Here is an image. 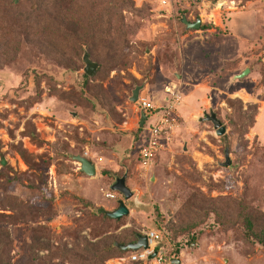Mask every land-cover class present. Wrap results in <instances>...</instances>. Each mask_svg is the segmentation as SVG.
I'll return each instance as SVG.
<instances>
[{
	"label": "rangeland",
	"instance_id": "374dc122",
	"mask_svg": "<svg viewBox=\"0 0 264 264\" xmlns=\"http://www.w3.org/2000/svg\"><path fill=\"white\" fill-rule=\"evenodd\" d=\"M86 1L92 7L97 2ZM131 1L150 14L122 10L125 22L141 30L130 33L121 59L108 72L91 74L89 84L83 53H71L72 63L68 56L49 58L28 28L29 13L21 16L28 31L12 41L0 63V203L6 206L0 205V237L12 247L0 257L6 253L9 264H73L77 258L67 252L83 250L88 240L118 245L115 239L131 228L160 235L165 260L147 264H172L174 258L181 264H264L263 244L246 238L239 224L224 228L214 216L224 212L234 219L243 204L264 211V0ZM181 13L200 17L205 26L186 28ZM86 35L81 31L80 40ZM92 40L100 41L97 35ZM96 47L106 49L104 42ZM182 74L204 75L210 83L204 109L211 108L226 131L217 135L200 108L189 117L175 106L170 140L143 168L137 159L156 113L139 127L133 88L144 83L140 94L153 103L170 97L167 86L182 97ZM76 154L97 163V175L83 172ZM124 172L134 193L125 198L116 191L117 198H108ZM13 197L26 206V215ZM120 198L130 213L117 221L105 218L102 208L114 210ZM186 221L195 223L189 234L168 228ZM42 226L61 255L33 245ZM130 252L107 261L131 264Z\"/></svg>",
	"mask_w": 264,
	"mask_h": 264
},
{
	"label": "trees",
	"instance_id": "16d2710c",
	"mask_svg": "<svg viewBox=\"0 0 264 264\" xmlns=\"http://www.w3.org/2000/svg\"><path fill=\"white\" fill-rule=\"evenodd\" d=\"M96 1L97 2L94 3L95 5L92 7L86 0H0V42L2 41L0 43V63L6 60V54L12 41L20 38L23 32L28 31L27 28L23 26L25 25V23L22 22L24 17L21 16H23L24 13H29L30 23L28 24V28L33 30L35 36L42 42L40 47L42 50L44 49V51H46L49 58H55L59 61L62 57L66 58L68 56L69 63H72L74 62V57L71 53H75L81 57L85 48L90 58L97 62V68L93 74L97 75L100 70L101 72L104 70L108 72L121 59L123 55V52H121L122 47L128 44L129 38H131L130 33L137 35L141 30V26L139 27L137 24L133 26L125 22L126 19L122 10L124 8L132 9V5L134 4L131 0ZM182 1L192 3L189 0ZM70 4L73 5L72 11L69 10ZM133 10L135 15L143 11L134 7ZM183 11L186 12L185 9ZM148 14H150L149 9L143 11L141 15L147 16ZM184 15L186 17V13ZM178 20L181 24L185 25L181 18H178ZM202 26H205V23H202L200 27ZM81 31L84 34L87 33V37L84 40H80L82 39L80 37ZM26 35H28V37L30 36L28 33ZM95 35L99 37L100 41L92 40ZM99 42H104L106 49L97 48L96 46ZM70 46L75 48L68 54V48ZM134 48L140 51L137 47ZM81 60H83V58H81ZM83 75L85 76V84H89V80L92 77L91 74L84 71ZM131 79L135 82L140 81L138 78L134 77V75H132ZM248 123L249 120L244 123L243 128H245V125ZM13 198L18 205V207H16L18 212H21L22 216L23 214L26 215V206L19 205L20 200L16 197ZM194 202L197 201L195 200ZM0 205H3L4 208L6 207L4 204L0 203ZM242 206L245 209H243L241 213L236 214L234 219H226L228 217L227 213L214 212L213 209L211 211L214 212L216 222L220 223L224 228L225 226L227 228H235L239 224L244 229L246 238L249 237L264 245V211L246 208L244 204L241 205V207ZM102 210V215L105 218L113 221L119 220L107 216L104 208H102ZM205 215H203V217ZM1 216L2 214H0V217ZM193 225H195L194 222L186 221L182 226L176 228L171 226L168 228L172 231L178 230L177 233L184 235L189 234L188 230ZM41 229H43V232L33 235V245L40 250L48 249L50 251L51 248L55 249L56 253L61 255L63 250H58L61 247L50 245V237L46 233V228L42 226ZM126 229L127 232L125 235L120 236L121 239H115L119 244L126 245L128 242L135 241L137 239V234L140 233L131 228ZM188 237L193 239V235L191 234ZM11 249L12 247L8 241L5 240V242H2L0 237V254L5 251L8 256V252ZM130 250L133 252L131 248H127L126 250L120 248L114 243V240L108 243L103 240L95 242L88 240L83 250L77 249L75 253L67 252L66 254L77 258L72 262L73 264H101L111 257L119 255L122 257L121 255L127 254ZM5 255L6 253L3 257H0V264H9V262H11V258L7 257V261ZM130 261L131 264L148 263L145 259Z\"/></svg>",
	"mask_w": 264,
	"mask_h": 264
},
{
	"label": "built area",
	"instance_id": "2783aa9c",
	"mask_svg": "<svg viewBox=\"0 0 264 264\" xmlns=\"http://www.w3.org/2000/svg\"><path fill=\"white\" fill-rule=\"evenodd\" d=\"M192 3H201L204 0H189ZM161 5H166L165 0H160ZM220 4L212 5L211 10L218 9ZM210 11V10H209ZM211 13V12H210ZM211 18V17H210ZM213 21L216 20L213 18ZM166 91L170 94L168 101L163 105L159 106L158 110L155 111V120L148 128V136L146 142L140 149L138 165L143 168H148L150 164L157 158L159 149L165 146L166 141L168 142L173 134V129L177 124V114L175 105L180 102V94L178 90L166 87ZM139 106L143 109L153 111L155 110V104L149 100L146 96L141 95L137 101ZM106 196L109 198H116V193L108 192ZM148 247H141L142 250H135L129 254L130 260L145 259L155 250H158V254L155 256V260L162 263L164 259L162 247L159 245L160 235L155 230H148Z\"/></svg>",
	"mask_w": 264,
	"mask_h": 264
},
{
	"label": "water",
	"instance_id": "95a60500",
	"mask_svg": "<svg viewBox=\"0 0 264 264\" xmlns=\"http://www.w3.org/2000/svg\"><path fill=\"white\" fill-rule=\"evenodd\" d=\"M180 18L185 23L186 28H189V27L198 28V27H200L201 19L199 17H197L194 21H190L188 18L185 17L184 13H181ZM82 58L84 60L83 70L85 72H87L88 74H93L97 68V62L90 58V56L86 50L83 52ZM246 71H247V68L245 67L241 71H239V73H236L235 76L241 77L246 73ZM143 87H144V83H140V84H137L133 88V94L131 96L132 100H138V98L140 96V91ZM201 112L203 114L202 118L207 119L212 123V126L216 130L217 135H222L225 133L226 129L224 128V125L216 117L215 112L211 108H208L207 110L202 109ZM146 116H147V114L144 112L143 109H141L140 110V119H139V125L140 126L143 125ZM75 156H76V159L80 162L79 168L83 172H85L86 174H89V175H93L96 173L95 163H93L87 156H85L83 154H76ZM225 158H226L225 164H227L228 163L227 151L225 152ZM2 163L4 164V160H2ZM126 176H127V173L124 172V174L122 176L116 177L114 182L111 184V188L114 191L120 192L122 195H124L125 198H128L134 193V191L131 188H129L128 185L126 184ZM105 213L107 214V216H109L111 218L119 219L122 216H126V214H129L130 208L128 207V205L126 204L124 199L120 198L118 201V206L114 210H105ZM118 246L122 249H125V250L127 248H131V249H138L140 247L146 248L149 246L147 233H138L137 239L135 241L128 242V243H126V245L118 244ZM157 254H158V250H155L153 253H151L148 256V259L154 258ZM171 263L172 264L173 263L181 264V261L177 258H174L171 260Z\"/></svg>",
	"mask_w": 264,
	"mask_h": 264
},
{
	"label": "crops",
	"instance_id": "0c3cea01",
	"mask_svg": "<svg viewBox=\"0 0 264 264\" xmlns=\"http://www.w3.org/2000/svg\"><path fill=\"white\" fill-rule=\"evenodd\" d=\"M179 75V74H178ZM204 78V75L200 76H193L190 74H182L181 75V85L183 87L182 89V97L180 96V102L175 105L177 110L181 113L188 114L190 117L193 112H196L194 110L197 109H204L205 102L208 101V94L210 93L209 88V82L206 81ZM213 86V85H212ZM162 102L165 104L167 102L166 97L161 102H155L156 109L159 107V105L163 106ZM139 106V105H138ZM138 110L140 111V107H138ZM146 120V119H145ZM144 140V139H143ZM142 140V144L143 141ZM117 146V145H116ZM170 147V145H169ZM162 152V151H160ZM158 152V156L160 154ZM157 156V158H158ZM155 158V160L157 159ZM101 160V159H100ZM154 160V163L156 162ZM98 164L96 163V171H97ZM97 175V172L96 174ZM153 178V176H152ZM129 206V205H128ZM130 208V206H129ZM131 210V208H130ZM123 258H112L109 261H107V264L115 262V264H121V260Z\"/></svg>",
	"mask_w": 264,
	"mask_h": 264
},
{
	"label": "clouds",
	"instance_id": "9594fccd",
	"mask_svg": "<svg viewBox=\"0 0 264 264\" xmlns=\"http://www.w3.org/2000/svg\"><path fill=\"white\" fill-rule=\"evenodd\" d=\"M197 18V17H196ZM200 18V17H199ZM201 19V18H200ZM191 21V20H190ZM194 21V20H193ZM199 28V27H198ZM140 96H141V94H140ZM139 96V97H140ZM139 99V98H138ZM138 101V100H137ZM155 104V103H154ZM140 107V106H139ZM140 109H143V108H141L140 107ZM144 110V112L147 114V116H146V118L148 117V115H149V113L151 112V111H149L148 110V113H147V110L146 109H143ZM145 118V119H146ZM145 121V120H144ZM143 125H144V123H143ZM143 125H141V127L143 126ZM83 155H85V154H83ZM85 156H87L89 159H90V157L88 156V155H85ZM102 157H100L99 159H101ZM91 160V159H90ZM92 161V160H91ZM93 162V161H92ZM94 163V162H93ZM80 165V164H79ZM95 166H96V164H95ZM113 192H115L116 193V191H113ZM118 193V192H117ZM116 196H117V194H116ZM109 198V197H108ZM114 199V198H113Z\"/></svg>",
	"mask_w": 264,
	"mask_h": 264
},
{
	"label": "flooded vegetation",
	"instance_id": "af4514ba",
	"mask_svg": "<svg viewBox=\"0 0 264 264\" xmlns=\"http://www.w3.org/2000/svg\"><path fill=\"white\" fill-rule=\"evenodd\" d=\"M168 99H169V96H167L166 97V100L168 101ZM159 106H161V105H159ZM159 108V107H158ZM158 108L156 109V106H155V110H153V111H151L152 113H154L155 111H157L158 110ZM119 194V193H118ZM116 198H117V196H116ZM115 199V198H114ZM135 250H142V248L140 247V248H138V249H135ZM134 250V251H135ZM155 259V257L154 258H152V259H148V257L147 258H145V260H146V262H149V261H151V260H154Z\"/></svg>",
	"mask_w": 264,
	"mask_h": 264
}]
</instances>
